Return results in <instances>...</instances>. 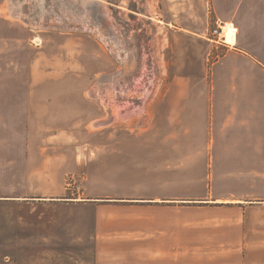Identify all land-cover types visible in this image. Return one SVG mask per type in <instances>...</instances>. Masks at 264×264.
<instances>
[{
  "label": "rangeland",
  "instance_id": "obj_1",
  "mask_svg": "<svg viewBox=\"0 0 264 264\" xmlns=\"http://www.w3.org/2000/svg\"><path fill=\"white\" fill-rule=\"evenodd\" d=\"M209 6L0 0V196L4 187L12 196L44 194L24 199L35 204H0V264H85L80 241L91 211L78 204L144 197L150 177L205 174V161L194 170L178 156L192 146L171 145L208 137L206 118L191 119L207 115L209 65L228 49L209 40ZM216 112L213 138L253 137ZM150 148L164 157L151 158ZM255 215L263 241L264 208ZM34 246L58 257L17 259Z\"/></svg>",
  "mask_w": 264,
  "mask_h": 264
},
{
  "label": "crops",
  "instance_id": "obj_2",
  "mask_svg": "<svg viewBox=\"0 0 264 264\" xmlns=\"http://www.w3.org/2000/svg\"><path fill=\"white\" fill-rule=\"evenodd\" d=\"M206 2L210 6L204 23L232 20L238 34L234 46L209 65L207 115L196 112L191 119L196 123L206 118L208 137L171 145L192 146V154L178 156L194 170L205 161V174L178 176L175 181L150 177L155 187L147 188L144 197L130 194L136 197L78 204L91 211L80 241L85 264H264V240H258L253 229L258 223L255 214L264 208V0ZM214 110H223L224 123L240 124L253 137L213 138L218 123ZM146 152L151 158L164 157V150ZM199 183L204 190L196 189ZM13 191L4 187L0 204H35L24 199L42 200L44 195L12 196ZM44 251L34 246L25 251L29 257L19 254L17 259L58 257L55 250Z\"/></svg>",
  "mask_w": 264,
  "mask_h": 264
},
{
  "label": "built area",
  "instance_id": "obj_3",
  "mask_svg": "<svg viewBox=\"0 0 264 264\" xmlns=\"http://www.w3.org/2000/svg\"><path fill=\"white\" fill-rule=\"evenodd\" d=\"M238 27L232 20L216 18L209 30V40L217 46L233 47L236 41Z\"/></svg>",
  "mask_w": 264,
  "mask_h": 264
},
{
  "label": "bare ground",
  "instance_id": "obj_4",
  "mask_svg": "<svg viewBox=\"0 0 264 264\" xmlns=\"http://www.w3.org/2000/svg\"><path fill=\"white\" fill-rule=\"evenodd\" d=\"M92 2H93V1H92ZM89 6H90V5H89ZM231 44H234V43L231 42Z\"/></svg>",
  "mask_w": 264,
  "mask_h": 264
}]
</instances>
